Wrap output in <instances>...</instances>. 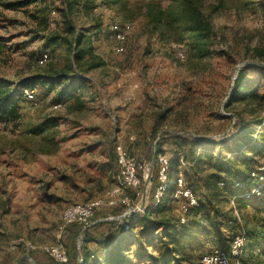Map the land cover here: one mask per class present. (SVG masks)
<instances>
[{"label": "rangeland", "instance_id": "374dc122", "mask_svg": "<svg viewBox=\"0 0 264 264\" xmlns=\"http://www.w3.org/2000/svg\"><path fill=\"white\" fill-rule=\"evenodd\" d=\"M196 1L199 27L207 26L199 36L196 28L181 26L182 7L178 3L177 17L172 0H40L18 10L0 8V81L13 106L10 118L0 119V264H19L23 258L25 264H54L42 247L57 242L61 211L120 188L113 148L145 156L163 132L218 138L231 130L236 117L224 104L238 70L252 61L264 65V0ZM155 11L162 16L159 23ZM113 26L123 38H116ZM43 53L47 60L39 63ZM248 77L258 75L252 70ZM26 88L34 101L24 96ZM262 117L263 123L252 128L253 140H264ZM177 148L168 141L161 153L174 164ZM263 150L251 161L257 186L252 181L244 196H259L264 189ZM168 168L169 163L167 179ZM176 168L181 170L171 173L164 197L158 203L150 199L153 207L163 202L151 217L173 223L178 217L183 224L190 209L183 213L171 196L176 179L185 178L197 205L208 198V167L179 162ZM139 176L147 206L155 171L148 181L147 168ZM124 194L128 205L101 207L88 224L63 227L69 264H111V245L81 244L84 228L99 235L122 222L128 228L131 218L130 233L139 231L140 215L133 214L143 209L126 211L140 201ZM221 195L214 202L222 243L203 235L194 264L213 247L229 252L240 231L247 232L246 250L264 243V192L243 200ZM192 217L191 210L188 220ZM132 239L124 241L122 264H141L131 253L138 245ZM159 245L148 250L156 253Z\"/></svg>", "mask_w": 264, "mask_h": 264}, {"label": "trees", "instance_id": "16d2710c", "mask_svg": "<svg viewBox=\"0 0 264 264\" xmlns=\"http://www.w3.org/2000/svg\"><path fill=\"white\" fill-rule=\"evenodd\" d=\"M38 1L40 0H0V8L18 10ZM192 1L172 0L171 9L176 8V12L173 13L178 17L179 10L177 6L179 3L183 10L179 15L183 21L181 26L185 30L196 28L194 35L199 36L202 31H206L207 26L200 29L199 24L201 23L202 13L196 7L197 1L194 0L195 5ZM113 2L120 3L121 0H113ZM153 18L156 23H159L162 16L155 11ZM252 70L258 75L255 79H249L248 77V72ZM239 104H241V107H239ZM224 108L236 117L231 130L226 134L218 138H212L186 132L178 134L163 132L158 135L156 143L147 149L144 156L146 160L145 168L148 172L147 181L152 178V172L155 171L152 164L153 158L161 153L162 147L168 141H173L178 147L176 161L174 164L171 161L169 162L168 180H170L171 173L176 171L177 175L178 171L181 170L176 168L179 162L187 164L201 162L208 167V173L205 175L208 198L205 202L198 201V204L190 209L185 223L180 224L178 217L176 223L164 218L155 219L151 217L152 213L161 211L163 202L159 206L153 207L150 200L149 205L145 206L147 201V189L145 188L144 197L141 199L143 213L133 214L135 216L140 215V229L137 233H130L131 218H128L126 221L128 228H125L122 224L124 222H122L120 227L111 228L99 235H93L87 228L80 230L81 244L85 242H96L102 246L109 244L113 247V250L109 251L110 263L122 264L125 262L124 241L130 235L133 238L132 242L138 244L132 249L131 253L139 259L141 264H194L192 262L194 249L198 246L203 235H211L215 237L218 243H222V231L217 220L218 208L214 200L222 198V191L229 193L231 197L235 196V199L242 198L240 200L248 196H258L254 194L244 196V193L250 192L253 186L250 179V172L254 167L251 166L252 158L264 148V140L252 139L254 133L252 128L263 123L264 65L262 61L246 63L238 70L233 80L231 94L227 98ZM12 113L13 106L10 96L7 95L3 83L0 81V119L10 118ZM199 146L204 149V153L198 149ZM205 147L211 148H208V152H205ZM216 147L218 148L217 152L213 149ZM262 162L257 161L256 163ZM221 182L224 183L223 186L219 185ZM263 192L264 189L261 195ZM191 210L193 211V217L189 221L188 215ZM158 230L159 234L156 233ZM246 237L247 232L245 241ZM157 242L160 244V248L156 253H152L148 250V247H155ZM254 244L258 243L254 241L252 245ZM245 250L244 247L239 264H264V243L261 247L254 245L251 249ZM81 258L84 260L85 257L81 255ZM26 262L27 259L23 258L19 264H25Z\"/></svg>", "mask_w": 264, "mask_h": 264}, {"label": "bare ground", "instance_id": "6f19581e", "mask_svg": "<svg viewBox=\"0 0 264 264\" xmlns=\"http://www.w3.org/2000/svg\"><path fill=\"white\" fill-rule=\"evenodd\" d=\"M113 32H114L116 38H118V39L123 38V34L119 31H116L115 27H114ZM46 60H47V54L43 53L39 57V63H43ZM24 90H25L24 91L25 97L28 95L33 96V92L31 91V89L26 88ZM27 98L30 99L29 96ZM56 104L58 105V107L60 106V103H56ZM158 154H160V153H158ZM158 154L155 156V158H158ZM135 157H136V155H133V154L122 153L121 162L123 163V165H127V174L131 178L134 179V183H137V189H143L142 180L139 176V171L141 169L139 167V163H135ZM168 163H169V160H168L167 156L162 154L161 158L159 159V174H158L157 183L155 185V192L151 193V196H150V199L152 201H154L155 203H158L164 197V195L168 189V179H167ZM181 178L182 177H178L176 179L175 188L171 192L172 198L177 200V201H180V206H181V199H180V197H178V194L180 191L183 190V181H181ZM250 179H251V181H253L255 183V186H257V177L253 172H251ZM221 184H223V182H221ZM116 189H120V188L116 187L111 192L110 195H106L103 199L99 198V199H95V200L75 203V204L69 205L68 207L63 209L60 213V220L62 223V227H61L59 234L57 236L58 237L57 242L53 245L43 246L42 250L45 253L55 252L56 251V244H60V242H61V232L63 230V227L71 225L72 217H74L75 214H82L83 212H86V211H96V210H98L104 206L109 207L110 202H112V194L114 193V191ZM185 197H188V201L194 202V206L196 205V202H197L196 197L191 192V190H185ZM189 209H190V207H182L181 208L183 213L188 212ZM262 216L264 217V210L262 212ZM244 236H245L244 232H241V231L238 233H235L232 236V239H231L232 246L230 243L229 252H226L221 247L211 248L209 251L205 252L200 257V264H216V263L212 262V257L214 254L219 255L220 261H228V259H234V260L238 259L240 257L239 255L242 254L243 249H244V241H245ZM225 264H232V262H225Z\"/></svg>", "mask_w": 264, "mask_h": 264}, {"label": "built area", "instance_id": "2783aa9c", "mask_svg": "<svg viewBox=\"0 0 264 264\" xmlns=\"http://www.w3.org/2000/svg\"><path fill=\"white\" fill-rule=\"evenodd\" d=\"M28 95V94H27ZM32 101L35 100L34 96L28 95ZM57 104H55L56 107ZM113 153H114V158L117 163V171L121 173V186L120 189H116L114 193L112 194V202H110V207H115L117 205H128L129 204V199L128 197L124 194L127 192H130L132 197L135 200H139L140 204H136L133 206L132 209H128L126 211H139L142 207L143 204L141 203V199L144 197V189H137V183H134V179L131 178L127 174V165H123L121 162V155H122V150H117V148H113ZM161 154H158V158H153L152 164L155 167V178H153V183L151 185V191L149 193V201H150V196L151 193L155 192V185L158 180V174H159V159L161 158ZM145 157L144 156H138L136 155L135 157V163H139V167L141 170L145 169ZM181 181H183V190L179 192L178 197L181 199V208L182 207H194V202L188 201V197H185V190H192L185 181V178L182 176ZM145 187V186H144ZM126 190L127 192H125ZM194 192V191H193ZM98 210L96 211H86L83 212L82 214H75L74 217H72L71 225L74 224H79V225H86L88 224L89 220L96 214ZM180 211V208H179ZM125 213V214H126ZM123 224V223H122ZM65 230V229H64ZM232 246V242H231ZM47 257H49L52 261L59 263V264H67L69 262V253L68 250L63 243V241L60 242V244H56V251L53 253H43ZM212 262L216 264H225V262H232V259H228V261H220L219 260V255L214 254L212 257Z\"/></svg>", "mask_w": 264, "mask_h": 264}, {"label": "crops", "instance_id": "0c3cea01", "mask_svg": "<svg viewBox=\"0 0 264 264\" xmlns=\"http://www.w3.org/2000/svg\"><path fill=\"white\" fill-rule=\"evenodd\" d=\"M150 193V192H149ZM148 197H149V195H148ZM90 232V231H89ZM56 262H54V264H55ZM56 264H59V263H56ZM67 264H69V263H67Z\"/></svg>", "mask_w": 264, "mask_h": 264}]
</instances>
